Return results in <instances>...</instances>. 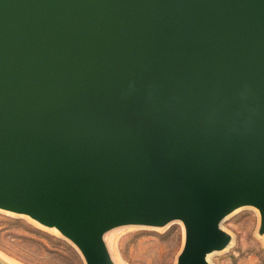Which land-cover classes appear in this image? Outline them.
Wrapping results in <instances>:
<instances>
[{"label": "water", "instance_id": "obj_1", "mask_svg": "<svg viewBox=\"0 0 264 264\" xmlns=\"http://www.w3.org/2000/svg\"><path fill=\"white\" fill-rule=\"evenodd\" d=\"M241 207L264 235V0H0V210L85 264L178 221L211 264Z\"/></svg>", "mask_w": 264, "mask_h": 264}, {"label": "rangeland", "instance_id": "obj_2", "mask_svg": "<svg viewBox=\"0 0 264 264\" xmlns=\"http://www.w3.org/2000/svg\"><path fill=\"white\" fill-rule=\"evenodd\" d=\"M259 213L241 207L223 227L232 243L210 256L211 264H264V235L258 234ZM116 264H175L184 228L175 221L162 228L121 226L106 234ZM0 258L10 264H85L78 249L58 231L22 215L0 210Z\"/></svg>", "mask_w": 264, "mask_h": 264}]
</instances>
